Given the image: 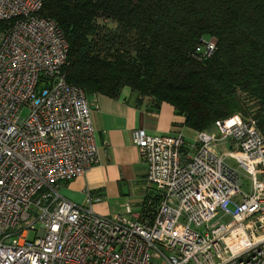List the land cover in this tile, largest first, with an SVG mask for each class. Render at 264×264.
Masks as SVG:
<instances>
[{
  "label": "built area",
  "instance_id": "1",
  "mask_svg": "<svg viewBox=\"0 0 264 264\" xmlns=\"http://www.w3.org/2000/svg\"><path fill=\"white\" fill-rule=\"evenodd\" d=\"M41 8L0 0V264H264V136L240 113L190 143L133 130L145 211L102 215L58 193L97 147L87 93L66 79L68 41ZM215 48L200 38L190 55Z\"/></svg>",
  "mask_w": 264,
  "mask_h": 264
},
{
  "label": "trees",
  "instance_id": "2",
  "mask_svg": "<svg viewBox=\"0 0 264 264\" xmlns=\"http://www.w3.org/2000/svg\"><path fill=\"white\" fill-rule=\"evenodd\" d=\"M41 1L68 41L66 79L87 94L128 86L193 130L240 113L264 136V0ZM200 38L216 46L204 62L190 55Z\"/></svg>",
  "mask_w": 264,
  "mask_h": 264
},
{
  "label": "crops",
  "instance_id": "3",
  "mask_svg": "<svg viewBox=\"0 0 264 264\" xmlns=\"http://www.w3.org/2000/svg\"><path fill=\"white\" fill-rule=\"evenodd\" d=\"M87 98L92 104L97 158L83 174L61 181L58 193L79 205H86L89 197L91 208L102 215L122 212L126 203L139 211L153 189L145 181L147 165L134 144L133 130L181 133L185 138L186 130L193 129L184 124V117L177 115L171 104L154 106L149 97L140 96L128 86L122 87L115 98L100 93H89Z\"/></svg>",
  "mask_w": 264,
  "mask_h": 264
},
{
  "label": "rangeland",
  "instance_id": "4",
  "mask_svg": "<svg viewBox=\"0 0 264 264\" xmlns=\"http://www.w3.org/2000/svg\"><path fill=\"white\" fill-rule=\"evenodd\" d=\"M109 25H113L112 23H109ZM25 111L22 113V115H25ZM187 133H185V140L188 141V142H192L193 138L195 137V130H189L187 129L186 130ZM182 135V134H181ZM183 136V135H182ZM244 184H246V181H244ZM246 190V187L244 188ZM231 209H233V207L231 206ZM224 221H227L229 220V217H224L223 218ZM32 236V234H30V237Z\"/></svg>",
  "mask_w": 264,
  "mask_h": 264
}]
</instances>
